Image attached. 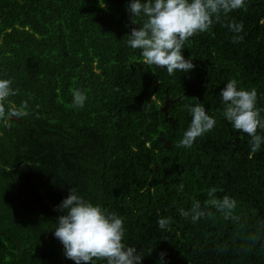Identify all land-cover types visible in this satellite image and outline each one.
Wrapping results in <instances>:
<instances>
[{
    "label": "trees",
    "instance_id": "obj_1",
    "mask_svg": "<svg viewBox=\"0 0 264 264\" xmlns=\"http://www.w3.org/2000/svg\"><path fill=\"white\" fill-rule=\"evenodd\" d=\"M128 3L0 0V78L30 112L0 121V264H75L53 234L71 187L122 217L123 242L143 250L142 264H264V144L251 153L219 95L235 79L264 109V0L189 38L182 54L195 67L171 76L127 45L142 23ZM228 21L243 24L241 42ZM72 89L86 93L83 108L71 106ZM165 93L173 123L160 109ZM197 103L216 125L177 148L191 121L185 105ZM212 187L237 201V219L210 207L196 222L179 214L196 200L203 207ZM161 217H171L166 230Z\"/></svg>",
    "mask_w": 264,
    "mask_h": 264
},
{
    "label": "clouds",
    "instance_id": "obj_2",
    "mask_svg": "<svg viewBox=\"0 0 264 264\" xmlns=\"http://www.w3.org/2000/svg\"><path fill=\"white\" fill-rule=\"evenodd\" d=\"M242 8H245V0H129L127 11L133 24L137 23L136 18L142 23L139 27H132L126 43L130 48L140 50L144 64L164 68L170 76L176 72L188 73L195 67L192 59H186L182 54L189 38L210 30L214 23L221 22L222 17ZM224 26L236 34L232 37L234 43L243 40L239 35L243 31L242 23L228 21ZM237 84L235 79L229 80L219 92L224 106L222 116L234 130L251 138V153H256L264 144V135L258 134V129L264 131V117L261 116L264 109L257 107L256 89L238 88ZM12 85L10 78H0V121L6 126H10L14 119H23L30 114L27 101L19 106L11 102L10 97L18 94ZM71 92V106L83 108L86 93L80 89ZM185 107L191 121L176 144L177 148H191L197 138L216 125V119L203 105L197 103ZM183 188L184 185L180 184L179 189ZM216 192L215 187L208 189L209 199L203 207L196 200L189 209L180 208L179 214L196 222L212 216V212L206 211L210 207L225 219H237L234 215L237 201L229 195L217 198ZM56 209L63 214L56 218L53 234L62 243L67 259L75 264H97L98 261L104 264H142L143 250L137 251L136 246H127L123 242L124 221L115 212L77 195L73 187ZM170 223L171 217H161L157 221L162 230H166ZM165 255L161 252V259Z\"/></svg>",
    "mask_w": 264,
    "mask_h": 264
},
{
    "label": "water",
    "instance_id": "obj_3",
    "mask_svg": "<svg viewBox=\"0 0 264 264\" xmlns=\"http://www.w3.org/2000/svg\"><path fill=\"white\" fill-rule=\"evenodd\" d=\"M171 100L170 97H168L167 93H165V97H164V101L163 104L161 105L160 109L163 111L165 118H167L168 120H171V123L174 122V119L172 118V116L168 115V101ZM165 145L169 146V143L167 142L166 138L163 136H158ZM155 167V165H154Z\"/></svg>",
    "mask_w": 264,
    "mask_h": 264
}]
</instances>
